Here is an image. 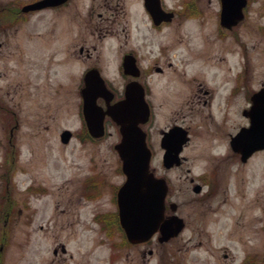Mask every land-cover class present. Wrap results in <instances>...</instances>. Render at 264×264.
<instances>
[{
  "label": "rangeland",
  "instance_id": "obj_1",
  "mask_svg": "<svg viewBox=\"0 0 264 264\" xmlns=\"http://www.w3.org/2000/svg\"><path fill=\"white\" fill-rule=\"evenodd\" d=\"M185 1L164 0L168 8L184 6L188 15L181 14L158 31L149 28L137 0H111L118 12L114 23L113 9L97 5L88 15L89 0H72L63 16L69 52L62 64L55 63L58 49L46 40L49 12L37 15L36 36L29 39V27L19 28L23 43L34 42L42 49L30 72L27 63L19 68L13 60L2 72L0 58V192L9 176L17 205L8 221L0 264H242L250 252L253 264H264V150L242 161L226 146L227 132L247 124L239 110L243 97L240 93L229 104L223 119L224 112L215 108L209 115L207 105L201 104L204 98L198 97L203 92L193 93L198 87L212 92L222 78L226 88L234 69L244 75V95L264 86V0H247L243 17L230 28L219 24V0H195V5ZM160 41L171 49L159 61L163 72L151 78L158 109L150 168L164 172L158 127L178 114L190 126L191 136L182 152L185 161L167 174L170 199L177 203L184 227L151 244L154 252L142 256L136 246L120 244L116 225L111 228L113 238L100 239L103 234L90 220L96 210L115 208L116 186L124 174L114 148L119 141L116 124L108 119L104 135L87 137L79 89L83 67L94 59L104 63L109 81L119 86L123 80L112 70L119 51L132 45L143 55ZM90 44L96 46L91 56L77 52L79 45ZM47 49L55 52L50 60ZM192 72L197 79L187 83ZM171 95L181 98L179 105L170 107ZM189 99L196 100L203 116L187 108L192 106ZM64 129L72 133L67 142L60 139ZM213 153L226 158L215 160ZM206 169L212 192L208 197L193 192L189 180ZM97 174L101 178L96 198H88L83 182Z\"/></svg>",
  "mask_w": 264,
  "mask_h": 264
},
{
  "label": "flooded vegetation",
  "instance_id": "obj_2",
  "mask_svg": "<svg viewBox=\"0 0 264 264\" xmlns=\"http://www.w3.org/2000/svg\"><path fill=\"white\" fill-rule=\"evenodd\" d=\"M72 0H48L47 3H43V0H0V58L2 60L3 66H2V72H6L8 68V63L13 60L16 64V67L21 68V64L27 63L28 64V72L32 71L31 69L35 70L36 66V59L35 55L37 53V50L41 52V49H37L36 45L34 42L31 43H23L21 36L17 34L19 32V28L21 26H27L29 27L28 31V36L30 39V36L32 35L33 37L36 36L35 32L33 30V26L36 24L35 21H37V15H42L46 14L49 12L48 16V21L45 22L46 25V40L49 42L52 47L58 49V58H53V54L55 52L49 51L48 49V56L49 60L54 59L55 63L57 64H62L63 62L67 61L68 57V52H69V44L67 40V33H68V28H67V20L63 19V16L67 15L69 12V7L70 3ZM111 0H89L88 2V7L87 8V14L90 15L92 11L95 9V6L98 5V7H102L104 10L107 11H114V18L111 19L113 23L117 20V17L115 15L118 14L116 9L114 8V5L111 4ZM159 5L161 8L170 11L172 14L171 16H167L169 18L168 21H165L163 18L159 21H156L154 17L151 15L149 9L147 8L145 0H137V3L141 7V10L143 12V16L146 19V23L149 25V28L152 30H161L163 26L174 20L176 17L181 16V14L185 15V17L188 15V12H183L184 6H176V7H165L164 5V0H158ZM153 5L156 4L155 0H148V4ZM185 3L189 5L193 4L195 5V0H186ZM189 8L185 9L188 11ZM192 12H195L193 10ZM191 13V12H190ZM99 15H101V12H98ZM38 15V16H39ZM60 16V17H59ZM109 20L106 22L108 25H111L112 23ZM109 27V26H107ZM11 33L9 30H12ZM13 37V38H12ZM41 37V36H40ZM45 37V36H44ZM43 44V43H42ZM121 48V46H119ZM170 46L164 44L163 41L157 42V44L150 45L149 49L148 47L146 48L145 52L146 54H139L138 50L136 48H133L132 45L130 47L125 48L121 51H119L118 57H116L115 61H113V69L114 73L122 78V82L119 86H115L111 81H109L108 77L110 76L106 71V66L104 63L100 62L97 59H94L92 62H89L87 65L83 67L82 70V86L84 85V76L88 72H93L96 73L98 71V74L103 78L105 86L108 88V90L111 93V99H107L105 96H98L96 98V102L102 106H107L108 104L114 103L119 101L124 97L125 93V88L129 83H132L134 81H137L140 84V93H141V98L143 103L146 105L148 108V118L145 122L141 124V128L144 131L145 135V140L147 143V146L150 148L151 153L153 155L154 152V138H153V130L155 127V119H156V114H157V109H158V104L156 103V100L152 94V89H153V82H152V76L154 74H161L164 70V67H162V64L159 63V61L162 60V58H165L166 55V50H169ZM171 49V48H170ZM96 51V46L94 44H90L89 46H84V45H79L77 48V52L80 55L89 57L92 55V53ZM125 63V64H124ZM216 63H220V61H217ZM169 65L171 62L168 63ZM226 65V64H225ZM227 70V68H226ZM34 72V71H33ZM227 74V73H226ZM233 77L231 78L230 84L226 88L223 87V78L220 81H217L214 84V88L212 89L213 91L211 92L210 89L208 88H203V87H198L197 91L193 92L195 95L197 92H203L202 95H198V97H203L204 99L201 100V104H206L208 111L212 112V109H218L221 112H224L222 118L224 119V116L226 114V109H228L229 104L232 105L233 101L235 98L238 97V95L241 93V97H243V103L240 104L241 106L239 107V110L241 112V116L244 115L245 108L248 107L251 104V94L244 95V75L242 76V70L239 71L238 69H234L233 71ZM197 76L193 74H189V77L186 78V82L189 83L191 80H196ZM201 84V83H199ZM81 86V88H82ZM243 88V89H242ZM260 88V87H259ZM208 93V97L205 96ZM192 94V95H194ZM161 96V93H159ZM246 96V98L244 97ZM162 97V96H161ZM173 98V103L170 104V107H174L179 105L181 102V98L179 96H174L171 95ZM245 100H247V105L245 104ZM190 107H187L189 110H195V111H201L197 110V104L196 100L189 99L188 100ZM197 105V106H196ZM201 108V107H200ZM217 110V111H218ZM173 111V110H172ZM218 111V112H219ZM175 114V111H173ZM177 114V113H176ZM193 115L192 113H190ZM200 115L203 116V114L200 112ZM199 115V116H200ZM247 118V124H248V117ZM110 119V118H108ZM107 118L105 120H108ZM17 120V119H16ZM224 121V120H223ZM17 123V121L15 122ZM105 125V124H104ZM246 125L241 124L238 125L237 129L234 130L233 132H227L228 136V143H227V151L231 150L233 154L235 155H240L237 152H234L231 149L230 145V139L231 136L238 131V129L242 126ZM174 126H180L186 130V134L188 139L182 144L181 150L179 152L180 156V162L179 164H173L172 166L165 167L164 172H159L156 171L155 168H152V171L156 176H161L165 178L167 182V192L165 196V210H164V216H168L172 213V210L170 208V203L173 202L172 199H170V187L168 180L169 175L167 174L168 170L174 168L175 166H179L182 164L185 160L184 156L182 154L183 149L185 144H188L190 141V126L187 124L183 123L178 119V114L174 115L173 117L170 118L169 123L165 124L164 126L158 127V133L160 134V139H159V145L160 148L162 149V155L166 150V146L162 144V139L165 136L166 131H168L170 128ZM218 127V126H217ZM221 129L222 125L219 126ZM118 129V128H117ZM224 130V129H223ZM88 137L91 140H95L96 138L90 136L87 133ZM120 137V134H119ZM227 152H225V155ZM162 155H161V161H162ZM212 158L219 159V158H226L222 156V153H213ZM214 166V164H211V167ZM187 170L190 169V166L186 167ZM206 171H208L206 169ZM203 170L202 172L198 173L194 177H190V184H191V190L193 192L200 193V195L204 196H211V187L210 183L208 182V175L210 174V171L206 172ZM101 174H97L96 179L92 180L90 176L83 182V189L85 192V195H87L88 198H96L95 193V188L97 186V182L100 180ZM9 177V176H8ZM8 177H6V183L4 184V187L2 191L0 192V260H1V253L4 250V239L6 236H9V233L7 231V225L8 221L10 220V217L14 215V210L16 203L14 202L12 198L13 194V189L9 182L7 181ZM210 177V176H209ZM2 179V177H0ZM211 179V178H210ZM205 180V181H204ZM209 184V185H208ZM120 185V184H119ZM116 186V191L118 186ZM93 191V192H92ZM201 191V192H200ZM94 194V195H93ZM114 203H115V208L113 209H102L96 210L91 214L90 220L93 224L98 226V229L101 234H103L100 239H104V236L106 238L114 236L112 232V226L116 225L117 233L121 237V243L120 244H125L128 247H134L136 246L139 248V253H141L142 256H146V254H152L154 252V249L151 244H157L163 241L159 240L160 233L159 231H156L153 233V235L144 241H139V242H133L130 241L127 237L126 234L121 227L119 223V217H118V212H117V202H116V192H115V198H114ZM176 203V202H175ZM167 208L169 209V213H167ZM178 210V205L176 203V208H175V213L177 214ZM17 212H20V208L16 209ZM183 219V218H182ZM112 223V224H111ZM113 238V237H112ZM115 244V243H114ZM119 244V245H120ZM113 245V244H112ZM60 249L65 250L64 244H60ZM53 252L56 254L57 253V248H53ZM148 259V258H146ZM144 259L143 261H145ZM142 261V263H143ZM249 264H253L251 261V256L248 258Z\"/></svg>",
  "mask_w": 264,
  "mask_h": 264
},
{
  "label": "water",
  "instance_id": "obj_3",
  "mask_svg": "<svg viewBox=\"0 0 264 264\" xmlns=\"http://www.w3.org/2000/svg\"><path fill=\"white\" fill-rule=\"evenodd\" d=\"M220 1L221 24L230 26L241 18L246 0ZM146 5L154 18L164 13L157 2L151 5L147 1ZM104 91L106 92V89L98 73H88L86 85L82 89V111L88 130L94 136L103 134V118L106 113L119 126L121 139L114 147L122 160V170L126 176L117 191L120 224L131 241L147 239L157 229L161 232L159 239L166 240L179 232L183 221L175 214L163 219L166 183L163 178L155 177L149 170L150 150L138 125L147 116V108L142 104L139 86L135 83L127 86L125 98L108 106L106 110L95 102L96 96L105 94ZM252 99L251 108L245 112L250 118L249 126L242 127L231 138V144L234 150L241 153L242 160L254 150L264 148V88L254 93ZM69 136L68 129L60 134L63 142H66ZM185 139L184 131L179 130V127H174L166 133L162 140V144L167 147L163 155L165 166L172 165L174 161L178 163V152ZM171 207L174 209L175 204L172 203Z\"/></svg>",
  "mask_w": 264,
  "mask_h": 264
}]
</instances>
